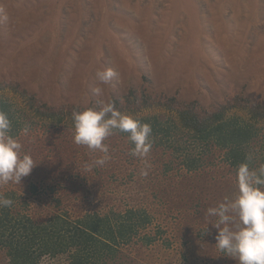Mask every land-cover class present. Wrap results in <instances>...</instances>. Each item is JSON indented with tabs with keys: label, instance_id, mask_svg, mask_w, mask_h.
Instances as JSON below:
<instances>
[{
	"label": "rangeland",
	"instance_id": "1",
	"mask_svg": "<svg viewBox=\"0 0 264 264\" xmlns=\"http://www.w3.org/2000/svg\"><path fill=\"white\" fill-rule=\"evenodd\" d=\"M107 68L116 77L98 85L96 71ZM0 85L7 86L0 97L27 120L28 133L17 138L37 164L21 184L0 186V195L16 194L17 217L44 221L57 213L77 220L94 210L146 208L152 225L121 247L129 264H237L215 246L217 218L207 215L238 192L237 170L219 149L189 173L179 163V141L151 149L145 163L130 155V141L117 132L106 141L111 160L88 168L103 154L76 145L74 130L62 133L38 113L43 105L126 103L131 91L157 102L139 116L162 120L178 117L160 105L170 98L195 102L199 111L237 99L263 104L264 0H0ZM97 86L102 96L93 92ZM145 234L156 236L149 246ZM69 255L39 264H66ZM7 256L0 251V264H11Z\"/></svg>",
	"mask_w": 264,
	"mask_h": 264
},
{
	"label": "trees",
	"instance_id": "2",
	"mask_svg": "<svg viewBox=\"0 0 264 264\" xmlns=\"http://www.w3.org/2000/svg\"><path fill=\"white\" fill-rule=\"evenodd\" d=\"M5 87L0 85V90L4 92ZM139 94L131 91L126 103L117 100L112 102L121 112L134 115L152 126V149L155 152L162 150L160 147H172L174 141H179L178 146L174 145L182 159L179 163L189 173L200 170L206 155L217 149L234 170L244 162L254 169L264 164V156L260 154L264 153V103L243 105L238 104L242 101L237 99L235 103L214 111H199L195 102L180 104L175 98L165 99L160 105H167L170 111L177 112L178 117L173 121L171 117L162 120L156 115L139 116L143 109L150 110L157 103L151 95ZM34 97L29 96L27 103L38 111L41 107L34 104ZM74 107L79 106L55 110L43 105L38 114L59 130H74L71 119ZM234 108L246 112L245 116L236 113L238 110ZM0 111L9 115L12 121L11 134L17 137L27 123L21 108L11 100L0 97ZM119 134L127 139V134ZM258 145L261 147L258 148ZM130 146L133 147L131 142ZM248 155L253 158L246 161ZM170 170V164H166L164 173ZM61 186L64 189L66 185ZM36 191L37 188H34L33 192ZM15 196L14 192L6 194L14 201L13 207L17 198ZM12 209H0V251L6 252L11 264H39L46 256L55 262L66 254H70L66 264H129L121 247L132 246L137 236L152 225V216L146 208L125 213L94 210L77 220L53 213L44 221L19 218ZM155 238V235L145 234L142 240L149 246Z\"/></svg>",
	"mask_w": 264,
	"mask_h": 264
},
{
	"label": "clouds",
	"instance_id": "3",
	"mask_svg": "<svg viewBox=\"0 0 264 264\" xmlns=\"http://www.w3.org/2000/svg\"><path fill=\"white\" fill-rule=\"evenodd\" d=\"M117 73L113 68L97 70L98 85L110 84ZM96 96L103 95V88L93 89ZM74 129V143L92 152L103 155L92 165L103 167L111 160L107 139L114 133H125L133 147L130 155L147 162L153 147V129L136 116L121 112L115 102H101L98 107H74L71 112ZM12 121L9 115L0 111V186L21 184L22 179L31 174L37 165L33 157L23 152L19 139L11 134ZM28 127L22 132L27 134ZM253 157L248 155L247 160ZM147 170L141 175L147 176ZM238 188L234 199L225 197L216 207L207 209V215L216 217L218 229L215 246L224 256L237 264H264V164L251 168L247 162L241 163L236 172ZM14 201L0 195V209L11 208Z\"/></svg>",
	"mask_w": 264,
	"mask_h": 264
}]
</instances>
